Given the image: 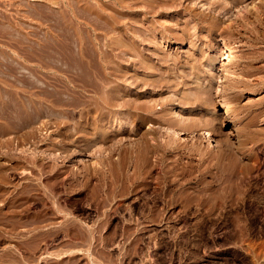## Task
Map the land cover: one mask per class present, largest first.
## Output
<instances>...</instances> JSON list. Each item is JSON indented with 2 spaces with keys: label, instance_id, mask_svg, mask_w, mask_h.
<instances>
[{
  "label": "rangeland",
  "instance_id": "374dc122",
  "mask_svg": "<svg viewBox=\"0 0 264 264\" xmlns=\"http://www.w3.org/2000/svg\"><path fill=\"white\" fill-rule=\"evenodd\" d=\"M213 1L214 0H195V1L184 0L185 3L183 2L184 3L183 8H181V6H177V8H173V7L170 8L168 7L170 6L168 4L167 6L168 9H166L167 7L165 5L167 4H165L163 5V8L158 11L160 15H158L157 12H156L157 14L155 13L153 15L146 13L145 15L146 17H144V14L142 13L136 15V18L138 16H139L138 18H140V16L142 15L141 18L142 19L144 18L145 20L143 21L137 18L138 20L143 22L142 25L144 29L142 28L143 32L141 30L140 32L141 33L145 32L144 36L145 34H147V32L152 33L153 31L155 32L150 34L152 36L156 34L157 35L153 37L152 44H149L147 46L148 44L147 42L149 41L150 38L144 37L145 38L144 41L141 42V44L139 42L140 46L137 45L135 47H139L141 51L142 50L141 48L144 46L143 53L146 52V54L148 55L151 52L153 54V50L156 55H158L156 52H159V55L162 53L160 55L161 57L162 56L167 57V59L165 57L161 58V59H166V63H169L172 58L173 61L179 59L178 64L177 61L173 62L172 60H171L172 63L171 62L169 63L171 64V67L174 63L173 70L176 69L177 71L176 73L175 71L173 72L169 64H167L169 65V67L167 68V70H165L166 63L163 62L165 68L162 65L163 68L160 67L161 68L160 70L162 69L163 70L159 71L160 73L158 74H161L162 77L165 74L166 79L169 77V79L167 80L168 81L170 80L169 81L170 85L168 83L170 89L168 88L167 83H165L164 80L165 78L162 81L164 82L163 83L164 85L166 84V86H163L160 80L159 81L156 80L159 83H161L160 86L158 82H155L157 83L155 85L158 86H155L154 88L152 86L151 88L148 85L144 86L142 77L141 79L140 76L137 78V73H139L142 68L140 67L141 69H139V67L138 68L135 67L134 64L133 66L131 65V63H133L134 61L133 57H135L134 59H136L137 61L138 60L137 58H139L140 55L136 54L134 56L133 55L134 52L133 54L131 53L132 54L131 55L130 53L125 52V50H122L121 51V53L123 52L121 54L122 57H125L127 59V57L129 56L127 60L123 58L125 61L124 60L121 61L122 64H126L123 67L128 68V69L125 68V70L128 73L126 72L125 74L124 72L125 75L119 73L122 77L120 78L119 76L118 78H120L122 81H120V79H117V77H113L109 75L107 76L108 77L107 80H109L110 78L112 79L113 77V79L116 78L115 79L116 81L115 80L113 81V79L111 81L110 79L108 81L109 83H102L104 84L103 89H107L108 87H110L109 89L113 88L114 91L117 90L115 86H120L118 88L120 92V94L119 92L118 94L120 96L122 93L125 94L126 93L125 91H127V96L125 94L126 97L123 96V94L121 97L117 94L120 98L119 99L117 95H115L117 100L115 99V97L111 99L112 97L110 96V100H113V102L112 101L110 102L113 103L115 108L114 106H112L113 108H110L112 109V112H110L111 111L110 109L107 110V116L111 120L110 121L108 120L109 122L108 121L104 122L105 126L107 125L106 127L108 128L106 130L107 132L106 131L104 132H106L105 134L108 133L109 134L108 136V134L105 135L104 132L95 129V122L97 121L99 116L95 117L93 113L91 114L92 118L90 117V121L89 120L86 121L89 116L85 114L82 108V106H85L84 105L85 100H90L89 102L91 104L89 105L92 106L95 99L101 101L105 93L103 92L104 93L103 95L100 93L96 94L93 91V88L89 86V84L87 83V80H85L86 78L80 77L81 76L80 73L79 75L76 74L78 71L80 72V68H77L79 66L77 65L79 64L78 62H80L79 60H83V58L85 59V57L83 56L84 54L82 56L79 55L78 57L77 53L75 52L72 53V51L70 53V51H68L69 47L67 46L70 39L73 37L83 39L86 42L89 40L90 42L93 43L92 46L94 48L92 49L90 45L92 43L90 42L87 43L85 42L84 45L87 46V44L90 43L89 44L90 46H87V48L86 47L85 48L86 50L89 48L87 52L90 51L92 53L93 51L91 50L96 51L95 49H97V47H100V45L103 44L101 43L102 40L100 37L102 32L105 33V37L107 38L108 37L112 38L110 37L109 34H111V36L112 34H114L113 36L117 38L118 33L117 36H115L116 33H112L109 30L108 31L110 33L108 31L105 32L106 30H103V28H100L101 29L100 30L98 28L100 25L97 26L96 29L94 28L95 30H91L92 26H90L91 32L87 27H85L86 25L84 24H81L80 27L75 26L80 24H74V27L70 26L73 25V22L69 17L71 12L70 10H67L69 8H67L66 3L63 0L61 1L60 0H0V79H1L0 84L2 85V86L0 85V89H1L0 92H2L0 94L1 95L0 96V101H1L0 103V174L1 175L3 174L2 176L0 175V220H1L0 221V264H264V111H263L264 108H262L264 107V83L259 89L253 90L252 93H249V90L245 89L246 87L239 85V87L236 88V91L233 92L231 91L232 93H230V95L229 93L228 95H226L227 97H225L224 99L225 101H227L226 103L223 99H221L222 96L221 97L219 96L221 92V88H220L221 83L219 82L221 79L219 75L221 76V74H223L221 72V69L224 64L227 63L228 65H231L233 62L232 60H235V61H241L240 63H243V65H245L244 61L248 63L252 61V63H250L252 67L256 66L257 64L259 66L264 65V61H263L264 57L259 54L264 52V13L260 11V8H258L259 6L258 4L260 5L264 4L263 3L264 0L261 1L258 0V2H256L255 0V4H256L255 7H257L259 10L253 8L247 14L248 16H246L243 19L240 17L241 18L240 20L238 18L237 20L238 23L234 20L235 16H231L230 14L224 15L223 13H221L222 9H220L215 4L214 7H212V5L209 4V2L211 3ZM221 1L225 2L228 0H221ZM246 1L250 2L251 0H246ZM238 4L241 6V2ZM81 5L82 2H78V3L76 2V4L74 5L76 14L82 13L83 8H81L82 11L81 10L76 11L77 7ZM63 9L64 11L65 9L67 11L65 13L66 15L63 14L64 13L62 12ZM79 9L80 7H78L77 10ZM255 10L257 13H255ZM179 11L181 12L179 13ZM199 12H201L200 13L201 15L199 14ZM202 13L206 15L205 17L207 18L209 17L212 18L213 15L219 16V18H216V24L218 25V27H220V29L222 26H223L222 28H224V26H226L230 22L233 23L234 25L233 24L232 25L234 27H237V31H236L237 33L236 32L233 33L232 36L229 34H226L224 36L220 35L219 31H218L219 33L217 32L214 35L208 34L209 29L211 28V26L209 25L210 23L209 20L211 19L204 18ZM58 14H63V16L65 15V17H61L62 15L59 16ZM78 15L79 14H77V16ZM253 15H255V17ZM79 16L77 17L78 18L77 20L80 19L81 21L82 16L81 17ZM258 16L261 17L262 19L259 18ZM150 17L151 20L153 17H154L153 19L157 18L158 20L155 19L157 22L155 23L152 20L153 23H148V21L149 22L151 21L149 19ZM146 18L149 20H146ZM199 18H201V20ZM62 20L64 21V23ZM67 20L68 22L70 21L69 24L68 22H66ZM100 21L102 23V20ZM158 21H159V26L156 27V25H158ZM239 23L240 25L242 23V25L245 26V29L244 27L237 26L239 25ZM151 24L156 27L154 28V30L152 29L153 26H150ZM120 25H121L120 27L124 26L122 24ZM67 26L69 27L70 30L68 28H67L68 30L65 28ZM61 27L63 29H61ZM70 27H73L72 28L73 30H71ZM147 27L150 29H148ZM251 28L252 30H250ZM83 29L86 32L87 31L88 32L86 33ZM145 29L146 31L147 30L149 31L146 32ZM181 29L184 31L188 29L190 31V33L188 32L189 34L187 33L188 35L186 34L187 35L186 37L191 36L189 37L190 39L188 38L186 40H181L184 39V38H180L181 37L180 34L183 32V31L181 32ZM66 30L69 33H67ZM191 32L193 34H191ZM75 33L78 34L76 35ZM88 33L90 36L88 35ZM248 33L256 37L257 35L259 36L255 39V37L254 38L250 37ZM96 34L99 35L96 36ZM135 34L139 35V33H135ZM161 34L165 35V37L162 36ZM245 34H248L249 36ZM78 35L79 37H77ZM130 35L133 34L130 32ZM130 35L128 37H130ZM141 36L142 35H139L138 38L140 39ZM90 37H94V39L93 38L91 39ZM177 37H179L180 39ZM247 37H250L251 39L249 38L248 40ZM99 39L101 41H99ZM154 39H156L155 40L156 42H154ZM177 39L180 41H178ZM189 40L191 42V45ZM103 41H104V37H103ZM124 41H126V39H124ZM151 41H149V43H151ZM144 42L145 44L146 43L147 44L146 45L143 44ZM250 44L251 46H255L254 48L257 47L258 51L260 50V52H256L255 56H253L254 55L253 54L246 59L244 52L252 48L250 47ZM41 45L45 47L42 48L43 46ZM145 46L147 48L149 47L148 50H152V49L153 50L149 53L147 52L148 50H146L147 48ZM139 48L137 49L139 50ZM57 49L58 50L60 49L59 51L61 53L58 52ZM44 50L46 51L48 50L47 52H49V54ZM50 50L52 52H50ZM163 50H166L167 52ZM44 52L46 53L47 56L43 55ZM118 52L120 53V50H118ZM202 52L204 55L202 54ZM240 52H242V54ZM71 54L73 55L67 56ZM74 54H76L77 56L75 57ZM168 54L172 57H170ZM174 54L179 58L176 57ZM211 54L214 56H212ZM198 55L200 57L199 59H202L201 61L198 58L196 59L197 61L199 60L198 61L199 63H197V61L194 60V58L192 59V57H196V56L198 57ZM41 56L43 58H41ZM203 56L204 58H202ZM252 56L255 58H253ZM157 57L154 58V54H153L152 59H150L151 60L150 62L153 61L156 63L160 61L158 59L159 57L158 58ZM210 57L211 58L215 57V58L212 59L211 61ZM71 58L74 59L73 62L75 64L71 62L72 61ZM78 58L80 59L78 60ZM130 58H132L133 61ZM230 58L232 62H230ZM191 59L194 61H191ZM207 59H209L212 62L211 65L208 64L209 61L208 63L206 62ZM248 60H250V62ZM51 61H53L54 63L53 62L51 63ZM57 61L60 62L58 63ZM153 62L151 64H155ZM193 62L196 64V66ZM70 63L71 64L73 63V66ZM175 63L177 65H175ZM105 64L108 63L105 62ZM111 64L113 65L112 62ZM21 65L24 66L22 67ZM76 65L77 67L74 68V66ZM35 66L40 67L39 68L40 71L35 70ZM64 66L67 69L68 66L69 67L71 66L75 69V70L72 69V71H74V76L76 75L75 79L72 81L74 82L73 84L71 81L70 82L67 81V78L69 77L67 74L71 72L66 71L67 69ZM191 66L192 68L193 67L194 68L191 69ZM9 67H11L12 69L9 70L8 69ZM228 67L231 69H235L232 71L228 69L232 73L231 74L229 72V75L231 74L230 75L231 77L232 75L234 77V75L237 74L238 72V74L235 75V77L241 79H243L242 77H244L245 80L248 78L252 80V78L254 77L253 81L254 79H256V77H261V79H263L264 82V71L263 73L262 71H260L259 73L258 72L253 73V75L251 76H244L242 75L241 71L243 69L242 70L240 69L241 68L240 65L235 66L233 68L230 66ZM64 68L65 70H63ZM124 68L122 70H124ZM170 68H171L170 72H173L174 75L168 71ZM4 69L6 70V72H4L5 71ZM41 69L43 72L41 71ZM43 69L45 70L47 69V70L45 71ZM8 70L10 72H8ZM104 70L106 69H103V72H101L102 74L104 73ZM132 70L133 71L135 70L136 73H134ZM164 70L165 72L163 74ZM60 71L63 73H61ZM108 71H111V69L109 70L107 68L105 73H107ZM233 71L234 72L237 71V72L234 73ZM192 72L193 74L190 75V73ZM132 73H134L136 77L133 76L134 74ZM169 73L171 75H169ZM180 73L184 75L182 76V74ZM24 74L26 75V77L28 76L29 78L27 77V79H25L26 77L24 76ZM130 74L132 77L130 76ZM158 74H157L158 78L161 77ZM209 74L210 76H208ZM59 75L61 77H59ZM179 75L185 77V79L184 78L179 79L181 77ZM212 75L214 76V78L212 79L211 82L212 87L211 85L209 86L211 87V90H209L210 94L208 93L209 94L208 95L205 93H201L203 91H199V90L202 89H198L197 91L200 92L202 95L199 93L198 95L201 97H197L198 99L197 98L195 99L194 97L197 96V91L196 93H194L193 91L196 90L198 85L199 88L206 86L208 83L207 78L211 77ZM41 76L44 77L45 79L42 78ZM56 76L59 77V80ZM195 76H197L196 79ZM21 77L22 79L24 78L23 81L25 82H29V83L32 82L31 85L33 84L35 86L37 84L36 87H33L34 90L27 88L29 87V83L27 84L23 83L24 85H20L22 84ZM134 77L136 78V80H138V82L140 79L139 84L137 81H136V85L134 84L135 83ZM162 77L159 79H162ZM172 77L173 79H171ZM82 78L85 79L83 80ZM5 79L7 80L6 82ZM151 79L155 80L154 77H152ZM13 80L16 84L13 83ZM123 80H125V82H123ZM180 80H182L183 82L182 83L179 82ZM130 81H132L133 84L131 83L129 84ZM76 82H78L77 85ZM114 82L115 83L118 82V83H116L115 85ZM184 82L188 83L189 85L188 84L184 85L183 84ZM201 82L202 83L205 82L206 84L204 85ZM8 83H10V85L12 86L10 87ZM62 83L64 84L62 85ZM85 83H87L88 85H86ZM121 83L122 84L127 83L129 87L128 85L125 84L122 85L123 87L121 85H118ZM172 83L176 85H171ZM19 85L21 87H24L26 92L22 91L24 89H22ZM105 85H107L108 87L106 88ZM124 85L127 90L125 89ZM195 85L197 86L195 87ZM5 86H7L8 88ZM46 86L47 88L49 87L50 88L47 90ZM52 86H54L55 88H53ZM173 86H175V88ZM176 86H179V88ZM18 87L20 90L16 91ZM87 87H89L95 94L91 91H88L90 89ZM135 87H137V90L134 89ZM52 88L54 92L51 91ZM123 88L124 90L120 91ZM150 88L153 90H150ZM6 89H8V91H6ZM176 89L177 92L179 91L178 93L176 92ZM32 90L34 91V93ZM45 90L48 92H46ZM55 90H57L58 93ZM61 90L65 92H62ZM71 90L74 92H72ZM29 92H32L30 93L31 95L29 94ZM134 92L136 94L140 92V94L138 93L136 95L138 96L137 98L140 99L139 101L137 98H134L136 97L133 96V94L135 95ZM185 92L187 93V95H185L186 94ZM13 93L14 94L16 93L17 96L14 95ZM3 94L4 96H2ZM7 94L11 99L8 97ZM28 94L31 96L30 99L28 98L29 103L27 101H24L27 105L30 104V102H32L33 105L36 104L35 106L44 103L46 104V110L44 109V112L46 113L48 110L50 113L47 112L46 115L43 112L44 114L43 115L42 114L43 110H42L40 114L37 113L34 115V113L30 111L32 110L30 108L33 105H31L30 108L28 106L27 109L29 108V110H26V107L24 106L25 103L24 102L22 103V101L24 100V98L27 99V97H29ZM47 94L49 96H47ZM61 94H63V96ZM80 94H82L81 95L82 97H80ZM85 94H87L88 96ZM130 94L132 95L130 96ZM77 95L79 98L77 97ZM109 95L110 94L107 95L105 94L104 97L107 98ZM188 95H190L191 97ZM56 96H58V98ZM185 96L188 97L187 100H186L187 97ZM32 97L33 99L34 98L35 99L32 100ZM41 97H44L45 99L47 98L48 101ZM129 97H132L134 100H132V98ZM204 97H207V99L205 98L206 100L205 99L203 100ZM3 98L5 100H3ZM7 98L9 101L7 100ZM38 99L40 100L41 103H39ZM54 99H56L57 101H55ZM127 99L128 101L125 102ZM42 100H44V102ZM127 103L129 105H127ZM141 103H143V105L145 106L147 105V108L145 109L136 108L135 110L133 104L142 105ZM206 103L208 106L206 105ZM19 104L20 107H22L23 105V109L25 108L24 113L23 110L17 109L20 108L18 107ZM48 104L49 105L54 104L53 105L54 109L53 106H48ZM12 105H14L15 107H13ZM227 105L229 110L227 111L228 115L226 116L225 109ZM32 108H33L32 111L37 110L36 112H38V109L42 107H38V109L36 110L34 109V107ZM11 109H13L14 111ZM58 109L61 111H59ZM18 110H21L22 112L20 111V113H18ZM26 111L27 112L30 111L29 113L34 115V116L31 115L33 116V118H31V120H33L32 123L31 121H29L30 123L27 122L26 126L24 125L25 123L23 124V126H21L22 124L18 122L19 120H16L17 122H15L14 119L13 120L11 119V117L12 118L14 117L12 114L14 113L15 115V112L18 113L16 114L17 116L19 114L22 116H26L27 114H29V113H25ZM9 112L11 113V115ZM22 113L25 115H23ZM140 113L142 116L140 115ZM38 114L39 116H37ZM17 116L16 118L18 119ZM218 116L220 118H218ZM228 116L230 119L228 118ZM7 117L10 120H8ZM48 118L49 120L51 118V120L49 121ZM93 118L96 119L94 120ZM7 120L10 122H8ZM140 121H144V122L140 123ZM45 122L47 125L45 124ZM73 123H76L74 124L75 126L73 125ZM85 123H87L88 125ZM80 124L83 126L82 131L78 129V127L81 126ZM90 125H93V127ZM19 126H21L22 128L19 129ZM38 126H40V128H38ZM168 126L177 129L182 128L183 129L182 132L184 134H180L176 136L171 132L167 131ZM208 127L211 128V131H209V136L208 135L205 136L207 132L206 129ZM114 129L115 130L118 129V131L117 130L115 131ZM212 129L214 130V133ZM95 130L97 131L95 132ZM99 132L100 134L102 133L101 136L100 134L98 135ZM86 134L89 139L86 137ZM103 134L107 138L103 137L102 136ZM16 135L18 137H16ZM93 135H95V137H91ZM112 135H114V137ZM24 136L26 138H24ZM99 137L103 138V142H101L102 139L100 140ZM96 138L99 140L100 143ZM106 139H109L112 142ZM89 141L90 143H87ZM91 142H93V144ZM95 144L96 146H94ZM80 145H82L83 147H81ZM80 147L83 150L80 151L81 149ZM62 148H64L65 150ZM133 150H137L138 153ZM32 153L33 154L35 153L37 155H35L33 158L31 157L33 156ZM46 153L48 154V156ZM138 154H140V156H138ZM27 155L31 157L32 160L30 159V161L32 163L28 161L30 157H27ZM52 156L54 157V159ZM62 157L65 159H63ZM106 157L108 158L106 159ZM36 160H38V162ZM110 160L111 161L113 160L115 163L119 164L118 168H120L121 166L123 171H121V168L118 169V172L115 173V174L118 173L117 174L118 176L116 175L115 176L117 177V179L120 176L121 181H123L127 185L131 183L129 185L130 187L129 191H121V192L120 191L119 192L118 191H113V192L112 191L111 192L76 191L77 190L76 188H78L80 183H81L80 187L83 185L84 178L82 177L83 176L82 171H84V167L85 169H87L89 165L90 169L88 167V170H91L92 172L98 169L99 173L97 174L93 172V174L96 175L99 179L101 178L100 181L101 180L103 181V177H105V175L103 176L101 174V171L103 170V167L101 166H103ZM46 161H48V163ZM92 162L94 163V165ZM133 163L135 164L133 165ZM145 163H147L148 165L147 164L146 166L142 165ZM14 164H16L17 166ZM85 164L88 165L86 166ZM92 167L93 169L94 168L95 169L93 170ZM2 168L4 170H2ZM56 171L62 173L60 175V177H62L61 180L60 177H58L59 182H61V184L58 183L57 185L54 184L55 181H53V178H51L52 174ZM72 171L78 173L77 174V176H79L77 180V182L79 181L78 183H76V181L71 182L69 179L68 180L65 179L66 176L69 175ZM99 174H101V176ZM44 175L46 177H44ZM96 176H93L94 178H91L92 183H97ZM126 176L131 177L130 178L131 180H127L129 177L127 178ZM138 176L140 177L138 178ZM47 177L50 179H47ZM51 179L54 183L51 182ZM127 181H129V183ZM32 182L35 184L41 183L40 184L41 187L39 186L38 187L39 190L35 192L36 195L34 194V200L28 199L27 197H21L20 199H23L22 202L20 199H17V202L15 203L16 205L14 204V206L12 203L10 202L8 203V201H10V199L13 196H16L17 192H19L16 191L17 188L23 186L24 183L26 184ZM102 184L104 186L103 188L107 187L106 183L103 182ZM73 185H75L74 190L70 188ZM53 187L54 188L57 187L56 188L57 190L54 189ZM83 188L84 187H81L79 190ZM5 192L8 193L6 194ZM4 193L5 195H3ZM113 194L115 195L113 196ZM102 198H104V200ZM18 200L20 202H18ZM31 201H34L35 204L34 202ZM6 203H8V205ZM20 204L21 206H19ZM9 205L12 207H10ZM14 209L17 210V213L16 210L14 213L13 211ZM1 215H3V217ZM31 218L34 220L36 219L40 220V221L38 220L36 221L35 224L37 225L34 228V231L38 232V233L36 232L37 235H34V236H38L37 239L35 237L31 239L29 238V234H31V232H30V228H28L29 226L27 225L22 226L21 224L19 225L20 227L17 226L14 227V229L12 227L13 225L12 220L18 219L19 222L26 224L28 220H31ZM50 230L53 232V234ZM86 232H88V234ZM18 233L20 235H18Z\"/></svg>",
  "mask_w": 264,
  "mask_h": 264
},
{
  "label": "bare ground",
  "instance_id": "6f19581e",
  "mask_svg": "<svg viewBox=\"0 0 264 264\" xmlns=\"http://www.w3.org/2000/svg\"><path fill=\"white\" fill-rule=\"evenodd\" d=\"M61 1V0H60ZM65 3H66V6H67V8H69V9H67V10H70V18H71V21L73 22V25H70V26H73L74 27V24H80V25H75L76 27L78 26V27H80L81 26V24H84V25H86L85 27H87L88 29H89V31L91 32V30H95L96 29V27L97 26H99L98 28L100 29V28H103V30H106L105 32H107L108 30L109 31H111L112 33H116V35L115 36H117V33H118V37L116 38V37H114L113 35L114 34H112V36H111V34H109L110 35V37H112V38H107V37H105V33L104 32H102L103 33V35H102V33H101V40H102V42L101 43H103V44H101L100 42V47H97V49H95L96 51H94V50H91V51H93L92 53L90 52V51H88L87 52V50L89 49H87L86 50V48H87V46H90L91 45V47H92V49L94 48L92 45H93V43L92 42H90L89 40L87 41V42H90V43H92V44H87V46H85L84 44H85V42L86 41H84L83 39H80V38H74L73 36V38H71L70 39V41H69V43H68V46L67 47H69L68 48V51H70V53H71V51H72V53L73 52H75V53H77L78 54V57H79V55L80 56H82L83 54V56L85 57V59L83 58V60H79L80 58H78V60L80 61V62H78L79 64H77V65H79L78 67H77V65L76 66H74V68L75 67H77V68H80V72L78 71L76 74H78L79 75V73L81 74V76L80 77H85V78H82L83 80L85 79V80H87V83L89 84V86H91L92 88H93V91L97 94H110L107 98H105L104 96H105V94H104V96L102 97V99H101V101H99V100H97V99H95V101L93 102V104H92V106L91 105H89V104H91L89 101L90 100H85L84 101V105L85 106H82L81 104V106H82V108H83V111L85 112V114L86 115H88L89 117L87 118V120L86 121H90V117H91V114H93L94 113V116L95 117H98V119H97V121L95 122V129H97L98 131H102V132H104V131H106L108 128L105 126V123L104 122H107L108 120L110 121L111 119L107 116V110H109L110 108H113L112 106H114L113 105V100H110V96L112 97L111 99H113V97H115V95H117L118 94V92H119V87L120 86H115L116 87V89L117 90H115L114 91V89L112 88V89H109L110 87H108L107 85H105L106 86V88L107 89H103V87H104V84H102V83H109L108 81L111 79H109V80H107V76H113V77H117V79H120L122 76L120 75L121 73L123 74V75H125L126 74V70H125V68L123 67L124 65H126V64H122V62L121 61H123L124 59L125 60H127L128 59V57H127V59L125 58V57H122L121 56V54L123 53H121V51L122 50H125V52H127V53H132L133 54V52H134V56L136 55V54H139L140 55V59L139 58H137V56H139V55H137L136 56V58L138 59L137 61H136V59H134L135 57H133V60H132V58H130L132 61H133V63H131V65L133 66V64L135 65V67H139V69H141L140 70V72L139 71H137V72H139V73H137V78L140 76V79H141V77H142V80H143V83H144V86H146V85H148V86H152L153 88L155 87V86H158V85H155V84H157V83H155V82H158L159 80H160V82L162 83V85L163 86H166V84L164 85L163 83V79L165 78V74H164V72H165V70H167V68L169 67V65H170V67H171V64H169L170 62H171V60L173 61V58L170 60L169 58L170 57H172V56H170L169 54V60H170V62L169 63H166V59H167V57H165V56H160L159 55V52H156L158 55H156L155 54V52H154V50H153V54H154V58H156L157 56L159 57H157L160 61H158V62H153V63H155V64H151L152 62H150L151 60L150 59H152V50H148V48L146 49V50H148L147 52H151L149 55L148 54H146V52L145 53H143V48H144V46L141 48L142 50L140 51V48L139 47H135V46H137V45H139L140 46V44H141V42H143L144 41V37H146V38H150L151 40L153 39V37L154 36H156V35H154V36H152L151 34L153 33V32H155V31H153L154 30V28H156L157 26H159V21H158V25H156V27L155 26H153L152 24L150 25V26H153V32L151 33V32H147V31H149V30H147L146 31V29H145V31L147 32V34H145V36H144V33H141L140 32V30L142 31V28H143V25H142V21H140V20H143V21H145L144 20V18L142 19L141 18V16H140V18H138V19H140V20H138L137 18H136V15H139V14H144V17H146L145 15H146V13L148 14H155L156 12L158 13V11L160 10V9H162L163 8V5H165V4H167V5H165L166 7L168 6V4L170 5V6H168V7H173V8H177V6H181V8H183L184 6V0H63ZM193 1H195V0H193ZM261 1V0H260ZM259 1V2H260ZM76 2L78 3V2H82V5L81 6H78V7H80V9L79 10H77L78 9V7H77V9H76V11H80L81 10V8H83V11H82V13L80 14V13H77V14H79V15H81V16H79V17H81L82 19H81V21H80V19L79 20H77L78 18V16H77V14H76V12H75V9H74V5L76 4ZM93 2H94V4H93ZM184 2V3H183ZM241 2V6L238 4V3H240ZM256 2H258V0H256ZM159 3H162V4H159ZM190 3V2H189ZM193 3V2H192ZM199 3V2H198ZM264 3V2H263ZM203 4V3H202ZM202 4H201V6H202ZM209 4H211L212 5V7H214V4L215 5H217L220 9H222V12L221 13H223L224 15H227V14H230L231 16H235V18H234V20L237 22V20H238V18H239V20L242 18H245L246 16H248L247 14L253 9V8H255V9H258V8H260V11H262L263 13H264V4H258L259 6H258V8L257 7H255V0H251L250 2H247L246 0H228V1H221V0H214L213 2H209ZM192 5V4H191ZM239 5V6H238ZM204 6V5H203ZM216 6V7H217ZM119 7V8H118ZM168 7L166 8V9H168ZM205 7V6H204ZM203 7V8H204ZM217 7V8H218ZM138 8H139V10H138ZM165 8V7H164ZM209 8V7H208ZM178 9H180V8H178ZM206 9V8H205ZM259 10V9H258ZM166 11V10H165ZM62 12H64L63 14H65L67 11H66V9H65V11H64V9H63V11ZM178 12V11H177ZM181 11H179V13H180ZM185 12V11H184ZM202 12V11H201ZM201 12H199V14L201 13ZM218 12V11H217ZM69 13V12H68ZM156 13V14H157ZM161 13V12H160ZM166 13V12H165ZM168 13V12H167ZM220 13V12H219ZM220 13V14H221ZM255 13H257L256 12V10H255ZM63 14H58L59 16L60 15H62L61 17H65V15L63 16ZM203 14V13H202ZM206 14V13H205ZM208 14V13H207ZM158 15H160L159 13H158ZM201 15V14H200ZM209 15V14H208ZM217 15H219V14H217ZM262 15V14H261ZM77 16V17H76ZM206 15H204L203 14V17L204 18H207V17H205ZM212 16V15H211ZM254 17H255V15H253ZM256 16H257V14H256ZM56 17V16H55ZM68 17V18H69ZM158 17V16H157ZM241 17V18H240ZM259 17V16H258ZM57 18H59V17H57ZM154 18V17H153ZM152 18V20H153V22H157L156 20H158L157 18H155V19H153ZM201 18H202V16H201ZM201 18H199L200 20H201ZM203 18V19H204ZM210 18V17H209ZM209 18H207V19H209ZM216 18H219V16H216V15H213V17L212 18H210L211 20H209L210 21V23H209V25L211 26V28L209 29V33L208 34H211V35H214V34H216L218 31L220 32V35H226V34H229V35H233V33H235L236 31H237V27H234L233 25V23H229V24H225L226 26H224V28H222L221 27V29H220V27H218V25L216 24ZM248 18V17H247ZM259 18H261V17H259ZM103 19H104V21H103ZM150 20H151V17L149 18ZM149 19H147L146 18V20H149ZM180 19V18H179ZM202 19V20H203ZM253 19V18H252ZM262 19V18H261ZM68 20H70V19H68ZM68 20L66 21V22H68ZM100 20H102V23H101V21ZM152 20L149 22L148 21V23H153L152 22ZM155 20V21H154ZM251 20V19H250ZM255 20H257V19H255ZM255 20H253V21H255ZM63 21V20H62ZM100 21V22H99ZM129 21V22H128ZM243 21V20H242ZM70 22V21H69ZM69 22H68V24H69ZM130 22H132V23H130ZM245 22V21H244ZM256 22H258V21H256ZM63 23H64V21H63ZM155 23H154V25H155ZM200 23V22H199ZM219 23V22H218ZM238 23V22H237ZM248 23V22H247ZM246 23V24H247ZM71 24V23H70ZM120 24H122V25H124L123 27H120L121 25ZM137 24H139V25H137ZM146 24V23H145ZM144 24V25H145ZM233 24V25H232ZM236 24V23H235ZM208 25V24H207ZM220 25V24H219ZM253 25V24H252ZM256 25V24H255ZM66 26V25H65ZM90 26H92V29L90 30ZM94 26V27H93ZM237 26H240V27H244V29H245V26L244 25H242V23H241V25H240V23H239V25H237ZM63 27H64V25H63ZM73 27H70L71 28V30H73L72 28ZM75 27V28H76ZM146 27V26H145ZM161 27V26H160ZM159 27V28H160ZM209 27V26H208ZM226 27V28H225ZM239 27V28H240ZM247 27V26H246ZM251 27H254V26H251ZM66 29L68 28L69 29V27L67 26V27H65ZM74 28V29H75ZM95 28V29H94ZM148 28V27H147ZM166 28H167V26H166ZM61 29H63L62 27H61ZM67 29V30H68ZM144 29V28H143ZM148 29H150V28H148ZM162 29V28H161ZM249 29V28H248ZM66 30V31H67ZM70 30V29H69ZM80 30H81V28H80ZM84 30V29H83ZM101 30V29H100ZM166 30V29H165ZM168 30V29H167ZM186 30H187V32H186ZM185 31L184 30H182L181 29V37L180 38H184V39H181V40H186V39H188L189 37H191V36H188V37H186L189 33H190V31L188 30V29H186ZM240 30V29H239ZM250 30H252V28L250 29ZM58 31V30H57ZM56 31V32H57ZM61 31V30H60ZM85 31V30H84ZM108 31V32H109ZM255 31V30H254ZM258 31V30H257ZM50 32V31H49ZM72 32V31H71ZM86 32V31H85ZM88 32V31H87ZM86 32V33H87ZM95 32V31H94ZM101 32V31H100ZM130 32L133 34V35H130ZM143 32V31H142ZM159 32V31H158ZM162 32V31H161ZM165 32V31H164ZM163 32V33H164ZM189 32V33H188ZM218 32V33H219ZM247 32V31H246ZM67 33H69L68 31H67ZM82 33V32H81ZM98 33V32H97ZM110 33V32H109ZM135 33H139V35H142L141 37H140V39L138 38V36L135 34ZM151 33V34H150ZM188 33V34H187ZM237 33V32H236ZM239 33V32H238ZM252 33H253V31H252ZM49 34V33H48ZM53 34V33H52ZM74 34V33H73ZM76 34V33H75ZM78 34V33H77ZM76 34V35H77ZM155 34V33H154ZM187 34V35H186ZM191 34H193L192 32H191ZM190 34V35H191ZM195 34V33H194ZM249 34V33H248ZM245 34V35H247V36H249L250 35V37H255V39L259 36V35H257V34H255V35H257V37L256 36H253V35H251V34ZM56 35V34H55ZM67 35H70V34H67ZM88 35H89V33H88ZM99 34H96V36H98ZM130 35V37H128ZM162 36H164L165 37V35H163V34H161ZM176 35H178V34H176ZM204 35V34H203ZM229 35H227V36H229ZM235 35V34H234ZM49 36V35H48ZM52 36V35H51ZM85 36V35H84ZM90 36V35H89ZM88 36V37H89ZM151 36H152V38H151ZM169 36V35H168ZM262 36V35H261ZM55 37V36H54ZM77 37H79V35L77 36ZM99 37V38H100ZM103 37H104V41H103ZM114 37V38H113ZM137 37V38H136ZM172 37V36H171ZM203 37V36H202ZM205 37V36H204ZM207 37V36H206ZM210 37H212V36H210ZM250 37H247L248 38V40H249V38ZM58 38V37H57ZM91 39L93 38L94 39V37H90ZM116 38V39H115ZM156 38V37H155ZM162 38V37H161ZM177 38H179V37H177ZM179 38V39H180ZM209 38V37H208ZM228 38V37H227ZM90 39V40H91ZM123 39V40H122ZM124 39H126V41H124ZM138 39V40H137ZM149 39V41H151ZM158 39V38H157ZM176 39V38H175ZM190 39V38H189ZM251 39V38H250ZM259 39V38H258ZM55 40H57V39H55ZM100 39H99V41H101ZM148 40V39H147ZM156 39H154V42H156L155 41ZM178 40V39H177ZM46 41V40H45ZM149 41L146 43L147 44V46L149 45V44H152L153 43V40L151 41V43H149ZM178 41H180V40H178ZM262 41V40H261ZM59 42V41H58ZM62 42V41H61ZM64 42V41H63ZM86 42V43H87ZM139 42H140V44H139ZM145 42H146V40H145ZM145 42L143 43V44H145ZM163 42V41H162ZM171 42V41H170ZM189 42H190V40H189ZM248 42H250V41H248ZM169 43V42H168ZM97 44V43H96ZM145 44V45H146ZM154 44H156V43H154ZM44 45V44H43ZM43 45H41V46H43ZM62 45H64V44H62ZM103 45V46H102ZM190 45H191V42H190ZM256 45V44H255ZM84 46V47H83ZM96 46V45H95ZM152 46V45H151ZM160 46V45H159ZM162 46V45H161ZM166 46V45H165ZM212 46V45H211ZM45 46H43L42 48H44ZM63 47V46H62ZM86 47V48H85ZM90 47V48H91ZM124 47H125V49H124ZM158 47V46H157ZM250 47H252V48H250V49H248V50H246L244 53H245V58L247 59V58H249V56H251V55H253V56H255V54H256V52H260V50L258 51V48L256 47V48H254L255 46H251V44H250ZM137 48H139V50L137 49ZM194 48V47H193ZM192 48V49H193ZM40 49H41V47H40ZM162 49V48H161ZM38 50V49H37ZM49 50V49H48ZM47 50V51H48ZM58 50V49H57ZM60 50V49H59ZM58 50V52H60ZM118 50H120V53L118 52ZM167 50V49H166ZM166 50H163V51H166ZM42 51H43V49H42ZM44 51H46V50H44ZM46 51V52H47ZM53 51H55V50H53ZM64 51H66V50H64ZM155 51H156V49H155ZM158 51V50H157ZM162 51V52H163ZM187 51V50H186ZM198 51H200V50H198ZM202 51V50H201ZM50 52H52L51 50H50ZM90 52V53H89ZM124 52V53H125ZM167 52V51H166ZM189 52H190V50H189ZM193 52V51H192ZM45 53V52H44ZM43 53V55H46V53L44 54ZM48 54H49V52H47ZM57 53V52H56ZM61 53V52H60ZM66 53V52H65ZM68 53V52H67ZM241 54H242V52H240ZM38 54V53H37ZM131 54V55H132ZM179 54V53H178ZM202 54H203V52H202ZM261 56H263L264 57V52L263 53H259ZM258 54V55H259ZM42 55V54H41ZM51 55H53V54H51ZM54 55H55V53H54ZM60 55V54H59ZM62 55V54H61ZM73 54H71V55H67V56H72ZM75 55V57L77 56L76 54H74ZM126 55V54H125ZM175 55V54H174ZM186 55V54H185ZM191 55V54H190ZM204 55V54H203ZM210 55V54H209ZM209 55H206V56H209ZM212 55V54H211ZM244 55V54H243ZM47 56V55H46ZM45 56V57H46ZM56 56H57V54H56ZM108 56H109V58H108ZM124 56V55H123ZM156 56V57H155ZM176 56V55H175ZM175 56H174V59H175ZM194 56H195V54H194ZM212 56H214V55H212ZM211 56V57H212ZM233 56V55H232ZM241 56V55H240ZM252 56V57H253ZM49 57H51V56H49ZM112 57V58H111ZM166 58V59H161V58ZM176 57H178V56H176ZM187 57V56H186ZM185 57V58H186ZM192 57V56H191ZM210 57V60L212 61V59H214V58H211ZM228 57H229V55H228ZM234 57H235V55H234ZM238 57V56H237ZM262 57V58H263ZM38 58V57H37ZM41 58H43L42 56H41ZM54 58V57H53ZM60 58H62V57H60ZM59 58V59H60ZM70 58V57H69ZM74 58V57H73ZM124 58V59H123ZM179 58V57H178ZM183 58V57H182ZM194 58V60H196L197 58L199 59L200 57H199V55H198V57L196 56V57H192V59ZM202 58H204V56L202 57ZM207 58V57H206ZM209 58V57H208ZM253 58H255V57H253ZM261 58V57H260ZM39 59V58H38ZM49 59V58H48ZM59 59H57V60H59ZM68 59V58H67ZM184 59V58H183ZM182 59V60H183ZM191 59V61H194V60H192ZM264 59V58H263ZM40 60V59H39ZM44 60V59H43ZM50 60V59H49ZM53 60V59H52ZM55 60V59H54ZM71 62H73L74 61V59H72L71 58ZM124 60V61H125ZM130 60V61H131ZM179 60V59H178ZM178 60L176 59L175 61H177V64H178ZM200 61L202 60V59H199ZM198 60V61H199ZM209 59H207V63H208V61H209V65H211V61H210ZM237 60H239V59H237ZM242 60H243V58H242ZM262 60V59H261ZM45 61V60H44ZM48 61V60H47ZM46 61V62H47ZM154 61H157V60H154ZM175 61H173V62H175ZM184 61V60H183ZM190 61V60H189ZM189 61H188V64H189ZM197 61V60H196ZM197 61V63H199ZM203 61H204V59H203ZM233 61V62H232ZM231 61V58H230V62H232V64L231 65H228L227 63L226 64H224L223 65V67H222V69H221V72L223 73V74H221V76L219 75V77H220V88H221V92H220V97H221V99H225V97H227L226 95H228V93H229V95H230V93H232L233 91H236V88H238L239 87V85H242L243 87H246L245 89H247V90H249V93H252L253 92V90H257V89H259L262 85H263V79H261V77H256V79H254V81H253V78H252V80H250L249 78L248 79H244V77H242L243 79H241V78H238V77H235V75H237L238 74V70L236 71L237 72V74H235L234 75V77H233V75H232V77L230 76L232 73H231V71L232 70H235V69H231V68H229L228 66H230V67H235V66H238V65H240L241 66V72H242V75H244V76H251V75H253V73H255V72H260V71H262V73H263V71H264V65L263 66H259L258 64V66L256 65V66H253L252 67V65H250V63H252V61L250 62V60H248L250 63H248V62H245L244 61V64L245 65H243V63H240L241 61H235V60H232ZM254 61V60H253ZM256 61V60H255ZM264 61V60H263ZM41 62V61H40ZM53 61H51V63H52ZM58 62V61H57ZM60 62V61H59ZM58 62V63H59ZM76 62V61H75ZM105 62H107L108 64H105ZM111 62L113 63V65L111 64ZM163 62H165L166 63V69L163 71V74H164V76L162 77L161 76V74H158V73H160L159 71H162V70H160L161 68H163L162 67V65H163ZM168 62V61H167ZM187 62V61H186ZM185 62V63H186ZM206 62H205V65H206ZM243 62V61H242ZM50 63V64H51ZM54 63V62H53ZM74 63V62H73ZM73 63L71 64L72 66H73ZM109 63H110V65H109ZM125 63V62H124ZM128 63H129V60H128ZM172 63V62H171ZM194 63V62H193ZM192 63V64H193ZM204 63V62H203ZM203 63H201V64H203ZM36 64V63H35ZM45 64V63H44ZM43 64V65H44ZM49 64V65H50ZM56 64V63H55ZM65 64V63H64ZM69 64V63H68ZM75 64V63H74ZM167 64H169V65H167ZM176 63H175V65H177ZM182 64V63H181ZM187 64V65H188ZM195 64V63H194ZM207 64V65H208ZM242 64V65H241ZM260 64V63H259ZM25 65V64H24ZM23 65V66H24ZM37 65H38V63H37ZM46 65V64H45ZM52 65V64H51ZM57 65V64H56ZM59 65H61V64H59ZM108 65V66H107ZM122 65V66H121ZM137 65V66H136ZM173 65H174V63H173ZM173 65H172V71L174 72L175 71V73H176V69L175 70H173ZM183 65V64H182ZM185 65V64H184ZM186 65V66H187ZM198 65V64H197ZM228 65V66H227ZM254 65V64H253ZM22 66V65H21ZM22 66V67H23ZM28 66V65H27ZM127 66H128V64H127ZM164 66V65H163ZM165 66H164V68H165ZM195 66H196V64H195ZM14 67V66H13ZM19 67V66H18ZM33 67V66H32ZM65 67V66H64ZM101 67V68H100ZM124 68V70H122L123 68ZM135 67H132V68H135ZM141 67V68H140ZM161 67V68H160ZM26 68V67H25ZM28 68V67H27ZM34 68V67H33ZM40 67H38V66H35V70H38V71H40V69H39ZM54 68V67H53ZM66 68V67H65ZM65 68L63 69V70H65ZM73 67H69L68 66V69L66 70V71H70L71 73H69V74H72V75H69V74H67L69 77L67 78V81H73L74 79H75V76H74V71H72V69H74ZM107 68L110 70L111 69V71H108L107 73H105L106 72V70H107ZM132 68H130V69H132ZM136 68V69H137ZM171 68L168 70L169 72H170V70H171ZM183 68V67H182ZM194 68V67H193ZM192 68V66H191V69H193ZM9 70H11L12 68L11 67H9L8 68ZM51 69V68H50ZM55 69H56V67H55ZM59 69V68H58ZM57 69V70H58ZM61 69V68H60ZM103 69H106V70H104V73L102 74L101 72H103ZM126 69H128V68H126ZM201 69V68H200ZM199 69V70H200ZM228 69H230L231 71H229ZM5 70V69H4ZM8 70V72H10ZM15 70H17V69H15ZM14 70V71H15ZM19 70H20V68H19ZM25 70V69H24ZM43 70H45V69H43ZM47 70V69H46ZM45 70V71H46ZM75 70V69H74ZM102 70V71H101ZM187 70H188V68H187ZM23 71V70H22ZM21 71V72H22ZM31 71H32V69H31ZM41 71H42V69H41ZM52 71V70H51ZM50 71V72H51ZM77 71V70H76ZM129 71V70H128ZM133 71V70H132ZM167 71V72H168ZM184 71V70H183ZM240 71V70H239ZM4 72H6V70L4 71ZM7 72V73H8ZM25 72H27V71H25ZM43 72V71H42ZM49 72V71H48ZM57 72V71H56ZM61 72V71H60ZM124 72H125V74H124ZM130 72V71H129ZM134 73H136V71L134 70L133 71ZM173 72H170V73H172L173 74ZM181 72V71H180ZM187 72V71H186ZM194 72V71H193ZM193 72L192 73H190V75L191 74H193ZM197 72V71H196ZM195 72V73H196ZM220 72V71H219ZM220 72V73H221ZM229 72L231 73L230 75H229ZM234 72V71H233ZM236 72H234V73H236ZM31 73H33V72H31ZM39 73V72H38ZM61 73H63V72H61ZM65 73V72H64ZM120 73V74H119ZM128 73V72H127ZM134 73H132V74H134ZM169 73V75H171ZM189 73V72H188ZM30 74V73H29ZM29 74H27V75H29ZM35 74V73H34ZM33 74V75H34ZM157 74L158 75H160L161 77H162V79H159V78H161V77H159L158 78V76H157ZM168 74V73H167ZM166 74V75H167ZM178 74V73H177ZM180 74H182V73H180ZM184 74H185V72H184ZM184 74H182V76L184 75ZM198 74V73H197ZM211 74V73H210ZM210 74L208 75V76H210ZM18 75H19V73H18ZM36 75V74H35ZM47 75V74H46ZM168 75V76H169ZM174 75V74H173ZM187 75V74H186ZM24 76L26 77V75L24 74ZM48 76V75H47ZM54 76H55V74H54ZM53 76V77H54ZM104 76H106V77H104ZM120 76V78H118ZM130 76H131V74H130ZM133 76H135L136 77V75L134 74ZM179 76H181V75H179ZM178 77L179 79H185V77ZM207 76V77H208ZM213 76V75H212ZM208 77L207 78V85L206 86H204V87H201V88H199V85H198V87L196 88V90L195 91H193L194 93H196V91L198 90V89H202V90H199V91H203V92H201V93H205V94H208L210 91L209 90H211V87H212V84H211V82H212V79L214 78V76L213 77ZM241 76V75H240ZM261 76H263V75H261ZM28 77V76H27ZM27 77L25 78V79H27ZM42 77V76H41ZM40 77V78H41ZM46 77V76H45ZM52 77V76H51ZM57 77V76H56ZM55 77V78H56ZM59 77H61L60 75H59ZM59 77H57L58 78V80H59ZM79 77V78H80ZM113 77H112V79H113ZM132 77V76H131ZM134 77V78H135ZM152 77H154V79L155 80H152L151 78ZM188 77H189V74H188ZM196 77L197 76H195V79H196ZM201 77V76H200ZM29 78V77H28ZM32 78V77H31ZM39 78V77H38ZM42 78H44V77H42ZM47 78V77H46ZM134 78H132V79H134ZM158 78V79H157ZM193 78H194V76H193ZM246 78V77H245ZM21 79H22V77H21ZM20 79V80H21ZM45 79V78H44ZM76 79H77V77H76ZM112 79H111V81H112ZM116 79V78H115ZM115 79H113V81L115 80ZM131 79V80H132ZM140 79H139V82H140ZM167 79H169V77L167 78ZM166 78L164 79L165 80V83H167V86H168V88H169V85H170V80L168 81ZM171 79H173V77L171 78ZM177 79V78H176ZM189 79V78H188ZM192 79V78H191ZM204 79V78H203ZM1 80V79H0ZM17 80V79H16ZM24 80V78L21 80L22 81V84H20V82H19V84L20 85H24L23 83H29V82H25V81H23ZM35 80H36V78H35ZM81 80V79H80ZM142 80H141V82H142ZM156 80H158V81H156ZM201 80V79H200ZM206 80V79H205ZM204 80V81H205ZM7 80L5 79V82H6ZM28 81H29V79H28ZM30 81H32V80H30ZM44 81V80H43ZM48 81H50V80H48ZM57 81V80H56ZM56 81H54V82H56ZM116 81V80H115ZM119 81V80H118ZM120 81H122L121 79H120ZM136 81L138 82V80H136V78H135V85H136ZM168 81V82H167ZM196 81V80H195ZM2 82V81H1ZM4 82V81H3ZM4 82V83H5ZM58 82V81H57ZM64 82V81H63ZM123 82H125V80H123ZM139 82H138V84H139ZM175 82V81H174ZM179 82H183L182 80H180ZM197 82V81H196ZM200 82V81H199ZM13 83H15L14 82V80H13ZM31 83L32 82H30L29 83V87H27V88H29V89H33V87H36V85L34 86L33 84L31 85ZM33 83H35V82H33ZM74 82H72V84H73ZM77 83L78 82H76V85H77ZM82 83V82H81ZM87 83H85L86 85H88ZM115 83V82H114ZM114 83H113V85H114ZM116 83H118V82H116ZM116 83H115V85H116ZM133 84V82L132 81H130L129 82V84ZM142 83V84H143ZM159 83V82H158ZM161 83H159V86H160V84ZM168 83H169V85H168ZM192 83H193V81H192ZM191 83V84H192ZM195 83V82H194ZM202 83V82H201ZM200 83V84H201ZM16 84V83H15ZM25 84V85H26ZM64 83H62V85H63ZM84 84V85H85ZM123 84H125V83H123ZM122 83L121 84H118V85H123ZM180 84V83H179ZM178 84V85H179ZM184 85L185 84H188V83H183ZM182 84V85H183ZM202 84H206L205 82L204 83H202ZM1 85V84H0ZM8 85H10V83H8ZM7 85V86H8ZM19 85V86H20ZM39 85V84H38ZM43 85V84H42ZM46 85V84H45ZM47 85H48V83H47ZM61 85V86H62ZM69 85V84H68ZM81 85V84H80ZM112 85V86H113ZM125 85H128L127 83L125 84ZM125 85H124V87H125ZM171 85H176V84H171ZM189 85V84H188ZM194 85V84H193ZM211 85V87H209ZM2 86V85H1ZM7 86H5V87H7ZM12 85H10V87H11ZM71 86V85H70ZM74 86V85H73ZM134 86V85H133ZM133 86H132V88H133ZM138 86V85H137ZM141 86V85H140ZM139 86V87H140ZM143 86V87H144ZM180 86V85H179ZM179 86H176V87H178L179 88ZM197 85H195V87H196ZM208 86V87H207ZM21 87V86H20ZM38 87V86H37ZM53 88H55L54 86H52ZM59 87V86H58ZM63 87V86H62ZM77 87V86H76ZM114 87V88H115ZM123 87V86H122ZM121 87V88H122ZM128 87H129V85H128ZM139 87H138V89H139ZM151 87V88H152ZM162 87V86H161ZM174 88H175V86H173ZM194 87V86H193ZM242 87V88H243ZM8 88V87H7ZM13 88V87H12ZM22 89H24V90H22V91H25V88L24 87H21ZM46 88H47V86H46ZM50 88V87H49ZM49 88H47V90L49 89ZM53 88H52V90L51 91H53ZM67 88V87H66ZM84 88V87H83ZM86 88V87H85ZM87 88H89V87H87ZM150 88V90H153V89H151ZM158 88V87H157ZM160 88V87H159ZM167 88V89H168ZM188 88V87H187ZM15 89V88H14ZM70 89V88H69ZM90 89V88H89ZM125 89H126V87H125ZM134 89H136L137 90V87H135ZM141 89V88H140ZM170 89V88H169ZM189 89H192V88H189ZM1 90V89H0ZM4 90V89H3ZM11 90V89H10ZM18 90H20L19 89V87H18V89L16 90V91H18ZM34 90V89H33ZM32 90V91H33ZM39 90V89H38ZM41 90V89H40ZM64 90V89H63ZM66 90V89H65ZM72 90H73V88H72ZM71 90V91H72ZM75 90V89H74ZM124 90V88L122 89V90H120V91H123ZM127 90V89H126ZM135 90V91H136ZM239 90V89H238ZM6 91H8V89H6ZM12 91V90H11ZM15 91V90H14ZM13 91V92H14ZM27 91H28V89H27ZM31 91V90H30ZM46 91V90H45ZM56 92H57V90H55ZM59 91V90H58ZM62 91V90H61ZM78 91V90H77ZM83 91V90H82ZM88 91H91V92H93L91 89L90 90H88ZM129 91V90H128ZM131 91V90H130ZM141 91H143V90H141ZM149 91V90H148ZM157 91V90H156ZM232 91V92H231ZM26 92V91H25ZM24 92V93H25ZM46 92H48V91H46ZM50 92V91H49ZM54 92V91H53ZM62 92H65V91H62ZM68 92V91H67ZM72 92H74V91H72ZM81 92V91H80ZM93 92V93H94ZM104 92V93H103ZM116 94H115V93ZM126 92V93H125ZM124 93L126 94V96H127V91H125ZM133 92V91H132ZM153 92V91H152ZM160 92V91H159ZM158 92V93H159ZM176 92H177V89H176ZM179 92V91H178ZM177 92V93H178ZM182 92V91H181ZM180 92V93H181ZM239 92V91H238ZM2 92H0V94H1ZM7 93V92H6ZM10 93V92H9ZM21 93V92H20ZM28 93V92H27ZM30 93H32V92H29V94ZM33 93H34V91H33ZM51 93V92H50ZM58 93V92H57ZM94 93V94H95ZM112 93H114V94H112ZM122 93V92H121ZM129 93H131V92H129ZM135 93V92H134ZM139 94H140V92H138ZM137 93V94H138ZM186 93V92H185ZM189 93V92H188ZM191 93H192V91H191ZM200 92H198L197 91V96H196V94H195V96L196 97H194L195 99L197 98V97H201V96H199L198 94H199ZM200 93V94H201ZM236 93V92H235ZM14 94V93H13ZM28 94V95H29ZM38 94H40V93H38ZM84 94V93H83ZM89 94V93H88ZM119 94H120V92H119ZM118 94V95H119ZM123 94V93H122ZM122 94H121V96H122ZM125 94H123V96H125ZM133 94V93H132ZM132 94H130V96L132 95ZM136 93H135V95L133 94V96H136L137 95ZM149 94V93H148ZM210 94V93H209ZM208 94V95H209ZM8 95V94H7ZM14 95H16V93L14 94ZM20 95V94H19ZM27 95V96H28ZM31 95V94H30ZM29 95V97H27V99H25L24 97L26 96V94H25V96L23 97L24 98V100L22 101V103L24 102V101H27L28 103H29V99H30V96ZM55 95V94H54ZM53 95V96H54ZM58 95V94H57ZM62 96H63V94H61ZM68 95H70V94H68ZM82 94H80V97H82L81 96ZM85 95H87V94H85ZM84 95V96H85ZM91 95V94H90ZM117 95V97L119 98V96ZM129 95V94H128ZM143 95V94H142ZM159 95V94H158ZM181 95V94H180ZM183 95V94H182ZM185 95H187V93L185 94ZM202 95V94H201ZM1 96V95H0ZM2 96H4V94L2 95ZM17 96V95H16ZM21 96V95H20ZM45 96H46V94H45ZM47 96H49L48 94H47ZM74 96V95H73ZM73 96H71V97H73ZM88 96V95H87ZM98 96H100V95H98ZM97 96V97H98ZM120 96V97H121ZM125 96V97H126ZM151 96V95H150ZM176 96V95H175ZM188 96H190V95H188ZM193 96H194V94H193ZM205 96V95H204ZM207 96V95H206ZM6 97V96H5ZM8 97H9V95H8ZM15 97V96H14ZM19 97V96H18ZM18 97H16V98H18ZM22 97V96H21ZM37 97V96H36ZM55 97V96H54ZM57 98H58V96H56ZM67 97V96H66ZM77 97H78V95H77ZM92 97H93V95H92ZM138 96H136V97H134V98H137ZM146 97H147V95H146ZM161 97V96H160ZM184 97V96H183ZM185 97H187V96H185ZM191 97V96H190ZM10 98V97H9ZM29 98V99H28ZM41 98H44V97H41ZM56 98V99H57ZM79 98V97H78ZM94 98H96V97H94ZM129 98H132V97H129ZM139 98H140V96H139ZM145 98V97H144ZM152 98H153V96H152ZM180 98H181V96H180ZM194 98H192V99H194ZM207 99V97H204L203 98V100L204 99ZM209 98V97H208ZM11 99V98H10ZM35 99V98H34ZM33 99V97H32V100H34ZM45 99V98H44ZM49 99V98H48ZM56 99H54L55 101H57ZM69 99V98H68ZM77 99V98H76ZM81 99V98H80ZM115 99H116V97H115ZM120 99V98H119ZM138 99V98H137ZM142 99V98H141ZM177 99H179V98H177ZM184 99V98H183ZM188 99V97L186 98V100ZM189 99H191V98H189ZM198 99V98H197ZM205 99V100H206ZM210 99V98H209ZM208 99V100H209ZM3 100H5L4 98H3ZM7 100H8V98H7ZM13 100V99H12ZM18 100V99H17ZM31 100V101H32ZM39 100V99H38ZM45 100H47V98L45 99ZM53 100V99H52ZM73 100H74V98H73ZM79 100V99H78ZM92 100H94V99H92ZM117 100V99H116ZM132 100H134L133 98H132ZM140 99H138V101H139ZM170 100V99H169ZM222 100V101H223ZM9 101V100H8ZM43 102H44V100H42ZM48 101V100H47ZM60 101V100H59ZM65 101V100H64ZM63 101V102H64ZM71 101V100H70ZM110 101H112V102H110ZM122 101V100H121ZM120 101V102H121ZM128 101V99L125 101V102H127ZM131 101V100H130ZM225 101V100H224ZM4 102V101H3ZM7 102V101H6ZM19 102V101H18ZM35 102V101H34ZM33 102V103H34ZM38 102V101H37ZM66 102V101H65ZM92 102V101H91ZM116 102V101H115ZM135 102H136V99H135ZM188 102H190V101H188ZM195 102H196V100H195ZM227 101H225V103H226ZM0 103H1V101H0ZM8 103H10V102H8ZM25 103V102H24ZM39 103H41L40 102V100H39ZM46 103V102H45ZM61 103H62V101H61ZM67 103V102H66ZM82 103V102H81ZM131 103V102H130ZM134 103V102H133ZM139 103V102H138ZM144 103V102H143ZM143 103H141L142 105H139V104H133L134 105V107H135V110H136V108H142V109H145V108H147V105L145 106V105H143ZM168 103V102H167ZM219 103V102H218ZM224 103V102H223ZM4 104V103H3ZM26 104V103H25ZM24 104V106L26 107V110H29V108H30V106L31 105H33L32 104V102H30V104H26L25 105ZM52 104V103H51ZM74 104V103H73ZM76 104V103H75ZM118 104V103H117ZM146 104V103H145ZM191 104V103H190ZM221 104V103H220ZM228 104V103H227ZM6 105V104H5ZM11 105V104H10ZM36 105V104H35ZM35 105H33L32 107H34V109L36 110V109H38V107H42V108H40V109H38V112H36V111H32L33 110V108L31 107L30 109H32V110H30L32 113H34V115L35 114H37V113H41V111H42V114H43V112H44V109L46 110V104H44V103H41V104H38V105H40V106H35ZM42 105V106H41ZM54 105V104H53ZM53 105H49L48 104V106H53ZM65 105V104H64ZM127 105H129L128 103H127ZM131 105V104H130ZM206 105H207V103H206ZM263 105V104H262ZM13 107H15L14 105H12ZM11 106V107H12ZM29 106V108L27 109V107ZM45 106V107H44ZM56 106V105H55ZM58 106H60V105H58ZM66 106V105H65ZM75 106V105H74ZM78 106H79V104H78ZM90 106H91V108H90ZM118 106V105H117ZM205 106V105H204ZM208 106V105H207ZM210 106V105H209ZM6 107V106H5ZM8 107H9V105H8ZM18 107H20V104H19V106ZM36 107V108H35ZM200 107V106H199ZM203 107V106H202ZM231 107V106H230ZM7 108V107H6ZM17 108V107H16ZM114 108H115V106H114ZM117 108V107H116ZM208 108V107H207ZM262 108H264V107H262ZM17 109H21V110H23V113H24V109H23V105H22V107H20V108H17ZM16 109V110H17ZM50 109H52V108H50ZM53 109H54V106H53ZM67 109V108H66ZM205 109V108H204ZM258 109V108H257ZM11 110H13V109H11ZM14 110H15V108H14ZM13 110V111H14ZM21 110H18V113H20V111ZM56 110V109H55ZM59 110V109H58ZM58 110H57V112H58ZM72 110V109H71ZM70 110V111H71ZM74 110V109H73ZM81 110V109H80ZM111 111L110 112H112V109H110ZM132 110H134V109H132ZM206 110V109H205ZM229 110V108H228V105L226 106V109H225V113H226V116L228 115V111ZM5 111H7V110H5ZM29 111V112H30ZM52 111V110H51ZM59 111H61V110H59ZM66 111H68V110H66ZM69 111V112H70ZM79 111V110H78ZM253 111V110H252ZM260 111V110H259ZM264 111V110H263ZM22 112V111H21ZM29 112H25V113H29ZM47 112H49L48 110H47ZM46 112V113H47ZM63 112H65V111H63ZM74 112V111H73ZM81 112V111H80ZM147 112H148V110H147ZM261 112V111H260ZM8 113V112H7ZM10 113V112H9ZM13 113V112H12ZM17 112H15V115H14V113L12 114L14 117L12 118L11 116V119L13 120H15V122H17L16 120H19L18 122L19 123H21L22 125L21 126H23V124L26 126L27 125V122L28 123H30L29 121H31V123H32V121L33 120H31V118H33V114H31V113H29V114H27V115H29V116H22V115H16V114H18ZM22 113V114H23ZM45 113V112H44ZM45 113V114H46ZM50 113V112H49ZM60 113V112H59ZM68 113V112H67ZM39 114L37 115V116H39ZM53 114V113H52ZM63 114V113H62ZM82 114V113H81ZM85 114H84V116H85ZM97 116H96V115ZM114 114V113H113ZM129 114V113H128ZM136 114H138V113H136ZM145 114H147V113H145ZM10 115H11V113H10ZM23 115H25V114H23ZM31 115H33V116H31ZM44 115V114H43ZM47 115V114H46ZM50 115V114H49ZM70 115V114H69ZM72 115V114H71ZM79 115V114H78ZM140 115H141V113H140ZM16 116L18 117V119L16 118ZM36 116V117H37ZM41 116V115H40ZM80 116V115H79ZM142 116V115H141ZM225 116V117H226ZM259 116V115H258ZM9 117V116H8ZM7 117V118H8ZM19 117H21V118H19ZM49 117H51V116H49ZM82 117V116H81ZM87 117V116H86ZM111 117H112V115H111ZM231 117V116H230ZM16 118V119H15ZM40 118V117H39ZM53 118V117H52ZM55 118V117H54ZM67 118V117H66ZM92 118V117H91ZM132 118V117H131ZM143 118V117H142ZM145 118V117H144ZM150 118H152V117H150ZM218 118H220L219 116H218ZM228 118H229V116H228ZM21 119V120H20ZM36 119V118H35ZM45 119V118H44ZM47 119V118H46ZM70 119V118H69ZM72 119V118H71ZM94 119V118H93ZM96 119V118H95ZM94 119V120H95ZM123 119H125V118H123ZM129 119V118H128ZM136 119V118H135ZM162 119V118H161ZM222 119V118H221ZM230 119V118H229ZM6 120V119H5ZM8 120H10L9 118H8ZM7 120V121H8ZM48 120H49V118H48ZM50 120H51V118H50ZM49 120V121H50ZM56 120V119H55ZM68 120V119H67ZM66 120V121H67ZM85 120V119H84ZM93 120V121H94ZM106 120V121H105ZM127 120V119H126ZM133 120V119H132ZM138 120V119H137ZM140 120V119H139ZM142 120V119H141ZM147 120H148V118H147ZM149 120H151V119H149ZM163 120V119H162ZM228 120V119H227ZM20 121H22V122H20ZM42 121V120H41ZM73 121V120H72ZM92 121V120H91ZM108 121V122H109ZM4 122V121H3ZM6 122V121H5ZM8 122H10V121H8ZM12 122V121H11ZM14 122V121H13ZM52 122V121H51ZM57 122V121H56ZM74 122V121H73ZM141 122H144V121H140V123ZM153 122V121H152ZM156 122V121H155ZM7 123V122H6ZM18 123V124H19ZM60 123H61V121H60ZM67 123V122H66ZM80 123V122H79ZM89 123V122H88ZM128 123V122H127ZM132 123V122H131ZM134 123V122H133ZM137 123V122H136ZM45 124H46V122H45ZM54 124V123H53ZM57 124V123H56ZM65 124V123H64ZM74 124H76V123H73V125ZM85 124H87V123H85ZM126 124V123H125ZM129 124V123H128ZM16 125V124H15ZM30 125V124H29ZM40 125H41V123H40ZM43 125V124H42ZM47 125V124H46ZM49 125H51V124H49ZM81 125V124H80ZM84 125V124H83ZM88 125V124H87ZM143 125V124H142ZM234 125V124H233ZM21 126H19V129L20 128H22ZM24 126V127H25ZM32 126V125H31ZM75 126V125H74ZM90 126H92L93 127V125H90ZM4 127H6V126H4ZM8 127V126H7ZM15 127V126H14ZM85 127V126H84ZM87 127V126H86ZM109 127V126H108ZM211 127V126H210ZM234 127V126H233ZM237 127V126H236ZM17 128V127H16ZM38 128H40V126H38ZM67 128H69V127H67ZM66 128V129H67ZM114 128V127H113ZM119 128V127H118ZM238 128H239V126H238ZM237 128V129H238ZM37 129V128H36ZM75 129H77V128H75ZM78 129L79 130H81L82 131V129H83V126L81 125V126H79L78 127ZM86 129V128H85ZM59 130V129H58ZM97 130H95V132L97 131ZM115 130V129H114ZM117 131H118V129H116ZM115 130V131H116ZM137 130V129H136ZM182 128H180V129H177V128H173V127H169L168 126V129H167V131L168 132H171L172 134H174V135H176V136H178V135H180V134H184L183 132H182ZM213 130V129H212ZM241 130H242V128H241ZM240 130V131H241ZM30 131H32V130H30ZM70 131H71V129H70ZM87 131V130H86ZM207 131V132H206ZM206 135L205 136H209V131H211V128H207L206 129ZM28 132V131H27ZM73 132H74V130H73ZM107 132V131H106ZM106 132H104V134L106 133ZM112 132V131H111ZM36 133V132H35ZM75 133H77V132H75ZM74 133V134H75ZM213 133H214V130H213ZM26 134V133H25ZM32 134V133H31ZM79 134V133H78ZM93 134V133H92ZM97 134V133H96ZM100 134V132L98 133V135ZM102 134V133H101ZM101 134H100V136H101ZM104 134L102 135L103 137H105L104 136ZM108 134V133H107ZM107 134H105V135H107ZM81 135H83V134H81ZM145 135V134H144ZM32 136V135H31ZM64 136V135H63ZM89 136H90V134H89ZM108 136H109V134H108ZM113 137H114V135H112ZM16 137H18L17 135H16ZM30 137V136H29ZM86 137L88 138V136H87V134H86ZM91 137H95V135H93V136H91ZM111 137V136H110ZM144 137V136H143ZM142 137V138H143ZM15 138V137H14ZM23 138V137H22ZM24 138H26L25 136H24ZM28 138V137H27ZM70 138H72V137H70ZM86 138V139H87ZM105 138H107V137H105ZM112 138V137H111ZM110 138V139H111ZM202 138H204V137H202ZM210 138V137H209ZM60 139V138H59ZM63 139V138H62ZM75 139V138H74ZM76 139H78V138H76ZM85 139V140H86ZM89 139V138H88ZM91 139H93V138H91ZM97 139V138H96ZM99 139L101 140L102 139V141L101 142H103V138H100L99 137ZM146 139H147V137H146ZM20 140H21V138H20ZM73 140V139H72ZM71 140V141H72ZM81 140V139H80ZM83 140V139H82ZM98 140V139H97ZM97 140H95V141H97ZM106 140H109V139H106ZM113 140V139H112ZM60 141V140H59ZM71 141H70V143H71ZM84 141V140H83ZM88 141V140H87ZM95 141H94V143H95ZM110 141V140H109ZM141 141H142V139H141ZM61 142H62V140H61ZM98 142H99V140H98ZM110 142H112V141H110ZM109 142V143H110ZM147 142H149V141H147ZM69 143V142H68ZM84 143V142H83ZM82 143V144H83ZM86 143V142H85ZM87 143H90V141L89 142H87ZM92 144H93V142H91ZM100 143V142H99ZM98 143V144H99ZM145 143V142H144ZM77 144V143H76ZM111 144V143H110ZM143 144V143H142ZM37 145V144H36ZM55 145V144H54ZM86 145V144H85ZM84 145V146H85ZM112 145V144H111ZM137 145H139V144H137ZM150 145H151V143H150ZM81 147H83L82 145H80ZM87 146V145H86ZM90 146V145H89ZM94 146H96V144L94 145ZM141 146V145H140ZM61 147V146H60ZM65 147V146H64ZM80 147V148H81ZM107 147V146H106ZM109 147V146H108ZM144 147H145V145H144ZM149 147H151V146H149ZM103 148V147H102ZM137 148V147H136ZM142 148V147H141ZM140 148V149H141ZM34 149H36V148H34ZM57 149V148H56ZM60 149V148H59ZM62 149H64V148H62ZM76 149V148H75ZM87 149V148H86ZM111 149V148H110ZM138 149V148H137ZM147 149V148H146ZM58 150V149H57ZM65 150V149H64ZM70 150V149H69ZM68 150V151H69ZM73 150V149H72ZM81 150H83L82 148L80 149V151ZM85 150V149H84ZM102 150V149H101ZM148 150V149H147ZM33 151V150H32ZM44 151V150H43ZM63 151V150H62ZM99 151H100V149H99ZM132 151V150H131ZM133 151H136L137 152V150H133ZM140 151V150H139ZM143 151V150H142ZM146 151V150H145ZM26 152V151H25ZM31 152V151H30ZM38 152V151H37ZM64 152V151H63ZM73 152V151H72ZM75 152H76V150H75ZM78 152V151H77ZM87 152V151H86ZM112 152V151H111ZM141 152V151H140ZM149 152V151H148ZM43 153V152H42ZM74 153V152H73ZM135 153V152H134ZM138 153V152H137ZM144 153V152H143ZM33 154V153H32ZM31 154V155H32ZM47 154V153H46ZM72 154V153H71ZM106 154V153H105ZM145 154H146V152H145ZM28 155H30V154H28ZM27 155V157H30V156H28ZM35 155H37V154H33V156H31V157H33L34 158V156ZM50 155V154H49ZM142 155V154H141ZM25 156V155H24ZM23 156V157H24ZM47 156H48V154H47ZM46 156V157H47ZM70 156V155H69ZM103 156H104V154H103ZM109 156V155H108ZM118 156V155H117ZM123 156V155H122ZM133 156V155H132ZM138 156H140V154H138ZM144 156V155H143ZM27 157H25V158H27ZM31 157L28 159V161L29 162H31L30 161V159H31ZM53 157V156H52ZM65 157V156H64ZM66 157H67V154H66ZM119 157V156H118ZM117 157V158H118ZM126 157V156H125ZM45 158V157H44ZM43 158V159H44ZM63 158V157H62ZM103 158V157H102ZM108 157H106V159H107ZM116 158V157H115ZM120 158V157H119ZM122 158V157H121ZM146 158V157H145ZM38 159V158H37ZM46 159V158H45ZM53 159H54V157H53ZM63 159H65V158H63ZM72 159V158H71ZM123 159V158H122ZM124 159H126V158H124ZM134 159V158H133ZM144 159V158H143ZM32 160V159H31ZM34 160V159H33ZM41 160V159H40ZM118 160V159H117ZM141 160V159H140ZM35 161V160H34ZM33 161V162H34ZM37 162H38V160H36ZM116 161V160H115ZM122 161V160H121ZM121 161H119V162H121ZM127 161V160H126ZM125 161V162H126ZM136 161V160H135ZM137 161H139V160H137ZM47 163H48V161H46ZM107 162V161H106ZM16 163V162H15ZM20 163H22V162H20ZM32 163V162H31ZM42 163V162H41ZM93 163V162H92ZM28 164V163H27ZM30 164V163H29ZM88 164H90V163H88ZM87 164V165H88ZM104 164V163H103ZM102 164V165H103ZM117 163H115L113 160L111 161H108L106 164H104L103 166H101V167H103V170L101 171V174L104 176L105 175V177H108V178H105V177H103V181L101 182L100 181V179L96 176V175H94L93 174V172H95V173H99V171H98V169L97 170H94L93 169V167H92V169L94 170L93 172L91 171V170H88V167H89V165H88V167H87V169H85V167H84V171H82V177L84 178L83 180H84V182H83V185L81 186V187H84L83 189H81V190H79L81 187H80V185H81V183L79 184V186H78V188H76L77 190L76 191H108V192H113V191H129V185L131 184H125L123 181H121V179H120V176H119V178L117 179V177L116 176H118L117 174H115L116 172H118V169H120L121 168V166H120V168H118V165L119 164H117ZM129 164V163H128ZM135 163H133V165H134ZM138 164V163H137ZM146 164L147 163H145V164H142V165H145L146 166ZM14 165H16V164H14ZM23 165V164H22ZM39 165H40V163H39ZM47 165V164H46ZM86 165V164H85ZM86 165V166H87ZM93 165H94V163H93ZM121 165V164H120ZM131 165V164H130ZM141 165V166H142ZM148 165V164H147ZM17 166V165H16ZM15 166V167H16ZM24 166V165H23ZM26 166V165H25ZM42 166V165H41ZM48 166H50V165H48ZM82 166H84V165H82ZM1 167H2V165H1ZM4 167V166H3ZM22 167V166H21ZM65 167V166H64ZM97 167V166H96ZM100 167V166H99ZM124 167V166H123ZM149 167V166H148ZM17 168V167H16ZM25 168V167H24ZM24 168H23V170H24ZM44 168V167H43ZM55 168V167H54ZM133 168H134V166H133ZM6 169V168H5ZM9 169H10V166H9ZM18 169V168H17ZM31 169H32V166H31ZM40 169V168H39ZM41 169H42V167H41ZM40 169V170H41ZM89 169H90V167H89ZM141 169V168H140ZM2 170H4L3 168H2ZM22 170V169H21ZM46 170V169H45ZM77 170V169H76ZM135 170V169H134ZM14 171H15V169H14ZM62 171V170H61ZM64 171V170H63ZM71 171V170H70ZM69 171V172H70ZM78 171V170H77ZM121 171H123L122 170V168H121ZM120 171V172H121ZM136 171V170H135ZM67 172V171H66ZM68 172V173H69ZM79 172V171H78ZM2 173V172H1ZM129 173V172H128ZM134 173V172H133ZM44 174V173H43ZM50 174H52V173H50ZM62 173H60V172H58V171H56V172H54L53 174H52V176H51V178H53V181H55V183L52 181V179H51V182H53L54 184H58V183H60L61 184V182H59V178L58 177H60V175H61ZM77 172H75V171H72L69 175H67L66 176V178L65 179H69L71 182L72 181H76V183H78L77 182V180H78V177L79 176H77ZM80 174V173H79ZM101 174H99L100 176H101ZM130 174V173H129ZM143 174V173H142ZM1 175V174H0ZM3 175V174H2ZM1 175V176H2ZM47 175V174H46ZM116 175V176H115ZM120 175H122V174H120ZM134 175V174H133ZM137 175H138V173H137ZM5 176V175H4ZM93 176H96L97 177V183H92L91 182V178H94ZM112 176H113V178H112ZM131 176V175H130ZM135 176V175H134ZM133 176V177H134ZM44 177H46L45 175H44ZM95 177V178H96ZM127 178L129 177V176H126ZM140 176H138V178H139ZM1 178H3V177H1ZM61 178L62 177H60V180H61ZM105 178V179H104ZM131 177H129L127 180H131L130 179ZM142 178V177H141ZM144 178V177H143ZM40 179V178H39ZM47 179H50V178H48L47 177ZM55 179V180H54ZM65 179H62V180H65ZM133 179V178H132ZM5 180V179H4ZM98 180H99V182H98ZM121 181V182H119V181ZM125 180V179H124ZM139 180V179H138ZM36 181V180H35ZM34 181V182H35ZM39 181V180H38ZM108 181V182H107ZM27 182V181H26ZM43 182V181H42ZM82 182V181H81ZM106 183V186L107 187H105V188H103L104 186H103V184L102 183ZM126 182V181H125ZM128 183H129V181H127ZM130 182H132V181H130ZM134 182V181H133ZM33 183V182H32ZM32 183H24V185L23 186H21L20 188H17V190L16 191H19V192H17V195L16 196H13L12 194H14V193H12L11 195L13 196H10V197H12L11 199H10V201H8V203L10 202V203H12L13 204V206H14V204L17 202V199H20L21 197H27L28 199H32V200H34V194L36 195V191H38L39 190V186H40V184L38 183V184H35V183H33V184H35V185H33ZM45 183V182H44ZM108 183V184H107ZM146 183V182H145ZM48 184V183H47ZM63 184V183H62ZM73 184V183H72ZM71 184V185H72ZM134 184V183H133ZM140 184V183H139ZM18 185V184H17ZM16 185V186H17ZM49 185H50V183H49ZM56 185H54V186H56ZM66 185V184H65ZM76 185V184H75ZM75 185H73V186H71L70 188H72V190H74L75 189ZM143 185V184H142ZM146 185V184H145ZM19 186V185H18ZM60 186V185H59ZM58 186V187H59ZM13 187V186H12ZM41 187V186H40ZM47 187V186H46ZM65 187V186H64ZM80 187V188H79ZM9 188V187H8ZM14 188V187H13ZM48 188H50V187H48ZM54 188V187H53ZM57 188V187H56ZM56 188H54V189H56ZM66 188V187H65ZM137 188V187H136ZM4 189V188H3ZM7 189V188H6ZM63 189V188H62ZM10 190V189H9ZM9 190H8V192H9ZM13 190V189H12ZM51 190H52V188H51ZM57 190V189H56ZM65 190V189H64ZM67 190V189H66ZM134 190H136V189H134ZM7 191V190H6ZM4 192V191H3ZM7 192V193H8ZM52 192V191H51ZM2 193V192H1ZM6 193V192H5ZM5 193L3 194V195H5ZM6 193V194H7ZM48 193V192H47ZM53 193V192H52ZM25 196H24V195ZM22 195V196H21ZM96 195V194H95ZM115 194H113V196H114ZM46 196V195H45ZM5 197V196H4ZM36 197V196H35ZM51 197V196H50ZM107 197V196H106ZM8 198V197H7ZM47 198V197H46ZM96 198H98V197H96ZM36 199V198H35ZM98 199H100V198H98ZM103 200H104V198H102ZM21 200V202H22V200L23 199H20ZM44 200V199H43ZM103 200H101V201H103ZM46 201V200H45ZM7 202V201H6ZM18 202H20L19 200H18ZM25 202V201H24ZM31 202H34V201H31ZM8 203H6L7 205H8ZM19 204V203H18ZM22 204V203H21ZM21 204L19 205V206H21ZM34 204H35V202H34ZM6 205V206H7ZM16 205V204H15ZM27 205V204H26ZM10 206V205H9ZM18 206V205H17ZM10 207H12V206H10ZM26 207V206H25ZM7 208V207H6ZM8 209V208H7ZM6 209V210H7ZM27 209V208H26ZM25 209V210H26ZM5 210V209H4ZM9 210H11V209H9ZM15 210L16 209H14L13 211H14V213H15ZM18 210H20V209H18ZM53 210V209H52ZM3 211V210H2ZM12 211V212H13ZM7 212V211H6ZM16 213H17V210H16ZM21 213V212H20ZM32 213V212H31ZM2 214H4V213H2ZM11 214V213H10ZM48 214H50V213H48ZM19 215V214H18ZM28 215V214H27ZM2 217H3V215H1ZM29 216H31V215H29ZM18 217V216H17ZM51 217V216H50ZM35 218V217H34ZM45 218V217H44ZM43 218V219H44ZM5 219V218H4ZM8 219H10V218H8ZM11 219H13V218H11ZM18 220V219H17ZM16 219L15 220H12L13 221V225H12V227H13V229H14V227H17V226H19V225H21L22 224V226L23 225H27V226H29L28 228H30V232H31V234H29V238L31 239V238H33V237H35L36 239H37V237L38 236H34V235H37L36 234V232L34 231V228L36 227V225L37 224H35L36 223V221L38 220V219H36V220H34V219H32L31 218V220H28L27 222H26V224H23L22 222H19V220L17 221ZM25 220V219H24ZM46 220V219H45ZM1 221V220H0ZM11 221V222H12ZM23 221V220H22ZM38 221H40V220H38ZM42 221H44V220H42ZM50 221V220H49ZM52 221V220H51ZM3 222V221H2ZM20 223V224H19ZM25 223V222H24ZM46 224V223H45ZM27 226H25V227H27ZM20 227V226H19ZM49 228V227H48ZM46 229V228H45ZM18 230V229H17ZM47 230V229H46ZM14 231V230H13ZM19 231V230H18ZM17 231V232H18ZM45 231V230H44ZM51 231V230H50ZM49 231V232H50ZM11 232V231H10ZM48 232V233H49ZM52 232V231H51ZM23 233V232H22ZM28 233V232H27ZM38 233V232H37ZM87 234H88V232H86ZM14 234H16V233H14ZM50 234V233H49ZM52 234H53V232H52ZM55 234V233H54ZM90 234V233H89ZM12 235V234H11ZM18 235H20L19 233H18ZM84 235V234H83ZM16 236V235H15ZM10 237H12V236H10ZM88 237V236H87ZM26 239V238H25ZM33 240V239H32ZM35 240V239H34ZM31 241V240H30ZM32 242V241H31Z\"/></svg>",
  "mask_w": 264,
  "mask_h": 264
}]
</instances>
